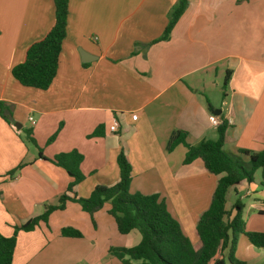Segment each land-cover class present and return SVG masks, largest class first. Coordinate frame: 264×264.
I'll list each match as a JSON object with an SVG mask.
<instances>
[{"label":"crops","instance_id":"crops-1","mask_svg":"<svg viewBox=\"0 0 264 264\" xmlns=\"http://www.w3.org/2000/svg\"><path fill=\"white\" fill-rule=\"evenodd\" d=\"M187 2L169 38L160 41L178 0H69L56 76L38 90L21 86L11 69L54 25L53 0H0L2 236L11 237L66 191L71 178L51 162L54 156H82L77 193L87 198L95 186L116 183L124 149L132 170L128 192L158 195L183 235L197 242L195 224L217 178L200 159L183 164L184 144L169 152L167 143L174 131L185 132L188 145L216 140L210 119L217 117L228 123L226 152L246 162L238 152L264 150V0ZM110 209L106 202L91 218L66 203L33 231L17 233L11 264H122L110 248H133L141 236L119 234ZM226 210L230 219L239 214L244 233L264 234L260 169L251 183L228 191ZM63 227L81 237H63ZM216 258L230 264L228 249ZM234 258L264 264V249L239 234Z\"/></svg>","mask_w":264,"mask_h":264},{"label":"trees","instance_id":"trees-1","mask_svg":"<svg viewBox=\"0 0 264 264\" xmlns=\"http://www.w3.org/2000/svg\"><path fill=\"white\" fill-rule=\"evenodd\" d=\"M68 2L69 0H53L54 25L41 40L27 48L23 62L11 69V76L21 86L47 90L52 84L66 35ZM187 5V0H178L160 41L169 38ZM229 76L230 73L226 71L223 88ZM0 114L4 115L1 108ZM227 127V121L222 120L217 129L216 140H202L194 145L186 144L185 132L174 131L167 143L166 149L169 152L184 144L186 153L183 164L189 165L200 159L205 172L217 178L209 206L197 218L195 244L183 235L178 222L158 195H131L128 192L132 170L124 149L120 150L116 160L119 169L116 183L111 186H95L87 198H82L77 193V186L83 180L80 171L82 156L76 151H70L54 156L51 161L63 168L71 178L66 191L59 197L57 204L47 206L42 215L15 227L11 237L0 234V264L12 263L18 232L33 231L40 223H46L52 212L63 210L68 202L78 204L91 218L104 203L109 202V214L114 218L118 233L125 235L132 230L139 232L141 240L137 246L129 249L110 248V254L122 264H130L129 260H139L141 264H224L222 259L218 260L216 257L225 249H228L230 264H242L234 258L239 234H245L252 245L263 249L264 234L244 233L239 214L230 219V213L226 210L227 193L242 181L251 183L254 173L259 169L264 178V150L257 154L238 152L248 156L246 162L239 156L229 154L223 149V137ZM25 132L26 137L34 143L30 131ZM95 132L90 136H94ZM236 210L238 211L237 205ZM61 235L81 237L78 231L70 227H63Z\"/></svg>","mask_w":264,"mask_h":264},{"label":"built area","instance_id":"built-area-1","mask_svg":"<svg viewBox=\"0 0 264 264\" xmlns=\"http://www.w3.org/2000/svg\"><path fill=\"white\" fill-rule=\"evenodd\" d=\"M136 118L137 117L135 115L132 116V120H136ZM29 121L32 122V124H34V121L31 118H29ZM210 122H211V124L213 126H216V127H218L221 124L217 117H211ZM117 129H118V124H117L116 121L113 120L112 124H111V127H110V131L111 132H116Z\"/></svg>","mask_w":264,"mask_h":264},{"label":"rangeland","instance_id":"rangeland-1","mask_svg":"<svg viewBox=\"0 0 264 264\" xmlns=\"http://www.w3.org/2000/svg\"><path fill=\"white\" fill-rule=\"evenodd\" d=\"M221 84V83H220ZM221 87H222V85H221Z\"/></svg>","mask_w":264,"mask_h":264}]
</instances>
